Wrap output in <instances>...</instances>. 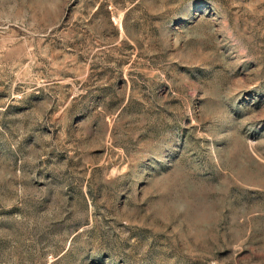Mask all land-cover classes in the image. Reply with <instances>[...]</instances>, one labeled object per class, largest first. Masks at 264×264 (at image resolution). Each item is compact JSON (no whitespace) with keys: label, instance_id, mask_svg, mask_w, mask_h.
<instances>
[{"label":"rangeland","instance_id":"1","mask_svg":"<svg viewBox=\"0 0 264 264\" xmlns=\"http://www.w3.org/2000/svg\"><path fill=\"white\" fill-rule=\"evenodd\" d=\"M0 264H264V0H0Z\"/></svg>","mask_w":264,"mask_h":264}]
</instances>
